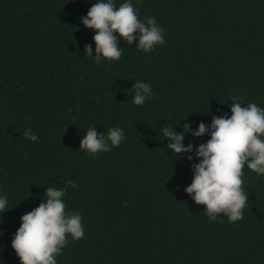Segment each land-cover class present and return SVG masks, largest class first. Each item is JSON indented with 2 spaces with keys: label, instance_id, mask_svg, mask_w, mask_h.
I'll use <instances>...</instances> for the list:
<instances>
[{
  "label": "trees",
  "instance_id": "16d2710c",
  "mask_svg": "<svg viewBox=\"0 0 264 264\" xmlns=\"http://www.w3.org/2000/svg\"><path fill=\"white\" fill-rule=\"evenodd\" d=\"M93 2L0 0V194L12 206L0 214V264H20L10 241L47 186L67 187L84 228L57 264H264V175L245 165L242 218L209 220L184 191L189 161L159 131L230 115L231 97L264 108V0H131L165 43L143 52L121 39L120 58L100 62L84 55L95 46L80 21ZM138 80L153 93L142 105L125 91ZM91 125L124 139L89 154L79 144Z\"/></svg>",
  "mask_w": 264,
  "mask_h": 264
},
{
  "label": "clouds",
  "instance_id": "9594fccd",
  "mask_svg": "<svg viewBox=\"0 0 264 264\" xmlns=\"http://www.w3.org/2000/svg\"><path fill=\"white\" fill-rule=\"evenodd\" d=\"M138 12L131 0H123L118 5L116 0H94L80 17L81 23L93 30L95 46L93 54L92 45L86 43L84 55L95 62L118 60L123 48L119 44L121 39L127 45L135 42L134 47L143 52L164 44V28L156 17L140 19ZM125 91L131 93L135 105L144 104L153 95L151 86L139 80ZM230 99L233 101L230 115L214 114L209 123L200 121L194 129L192 122L185 120L181 131L169 125L161 126L159 131L162 139H167L168 151L189 161L192 179L184 191L196 204L205 206L204 213L209 220L222 213L232 223L242 218L248 201V193L242 189V169L246 165V169L264 175V108L252 102L245 106L238 97ZM93 125L84 131L79 144V149L89 154L108 152L124 139L120 127L98 132ZM189 134L193 137L207 134L209 138L197 145L191 142L185 145L184 137ZM23 136L33 142L39 139L31 129H25ZM65 184L75 187L71 180ZM66 191L67 187L47 186L43 200L20 216L19 227L10 241L20 264H57L56 256L68 243L66 236L70 235L72 240L83 237L80 213L66 211L63 200ZM11 207L7 196L0 194V214Z\"/></svg>",
  "mask_w": 264,
  "mask_h": 264
}]
</instances>
